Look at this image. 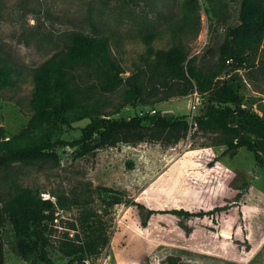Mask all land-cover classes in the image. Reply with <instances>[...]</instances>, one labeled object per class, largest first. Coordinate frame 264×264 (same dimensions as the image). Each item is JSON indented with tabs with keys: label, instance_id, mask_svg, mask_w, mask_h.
<instances>
[{
	"label": "rangeland",
	"instance_id": "374dc122",
	"mask_svg": "<svg viewBox=\"0 0 264 264\" xmlns=\"http://www.w3.org/2000/svg\"><path fill=\"white\" fill-rule=\"evenodd\" d=\"M241 2L0 0V64L16 70L13 83L0 88L2 134L12 136L27 125L33 113L30 73L50 64L77 34H112L110 53L122 66L121 77L148 85L154 92L149 99L181 83L163 69L148 71L154 59L143 36L152 35L154 49L179 43L196 65L236 80L244 103L264 116V32L247 52V63L220 65V48L228 27L238 23ZM74 74L84 93L100 102L99 116L165 115L190 124L207 104V94L193 91L132 106L122 97L127 84L106 85L95 62L77 66ZM89 121L62 125L55 136L76 139ZM132 132L147 140L119 141L82 156H76L80 143L57 144L0 163L1 198L20 185L55 202L45 230L53 262L68 260L58 249L63 241L97 239L92 248L98 249L105 237L97 253L71 264H166L169 256H177L178 264H264V166L255 164L253 153L240 147L220 156L225 145L218 130L165 127L146 119ZM113 135L122 138L124 131ZM21 240L7 221L0 226L4 264H45L35 252L18 253Z\"/></svg>",
	"mask_w": 264,
	"mask_h": 264
},
{
	"label": "trees",
	"instance_id": "16d2710c",
	"mask_svg": "<svg viewBox=\"0 0 264 264\" xmlns=\"http://www.w3.org/2000/svg\"><path fill=\"white\" fill-rule=\"evenodd\" d=\"M263 32L264 2L242 0L238 23L228 27L221 45L220 65L224 66L228 62L229 66L236 68L247 63V52L258 45ZM111 37L112 34H77L50 64L30 73L32 91L29 103L33 113L27 125L12 136L3 135L0 127V163L9 164L36 156L52 150L57 144L80 143L76 156L114 146L119 141L134 144L147 139L141 133L130 131H135L144 120L150 119L154 124L165 127L218 130L224 135L225 145L220 156L232 155L238 148L244 147L253 153L256 165L264 166V116L244 103L241 86L236 80L222 78L217 70L196 65L194 57H188L179 43L154 49L150 45L152 35L146 34L143 39L154 59L153 64L147 62L148 71L163 69L165 74L181 83V86L149 99L154 92L148 85L138 78L121 77L122 66L110 53ZM89 62L98 65L102 82L106 85L121 81L127 84L122 97L124 103L132 106L138 102L155 104L171 96L187 95L193 91L207 94V104L204 111L192 117L190 124L183 117L165 115L134 114L119 119L106 117L108 114L99 116L100 102L84 93L74 74L77 66ZM13 71L16 70L8 64H0V88L13 83ZM85 117H89L90 121L82 127L78 138L67 141L55 136V131L62 125L71 126ZM117 130L124 131L122 138L113 135ZM95 133H99V137L93 140ZM0 203V226L7 221L14 232L22 237L16 247L18 253L26 255L27 252H35L43 263L56 264L48 254L50 242L45 234L46 222L53 218L55 202L50 197L41 196L35 188L16 185L6 197H0ZM171 211L184 216L191 215L183 209ZM106 242L107 238L103 237L97 249L92 248L97 245V239L78 242L66 240L58 245V249L68 258L64 264L83 263L85 256L97 253ZM0 264H4L1 242ZM166 264H178V257H167Z\"/></svg>",
	"mask_w": 264,
	"mask_h": 264
}]
</instances>
